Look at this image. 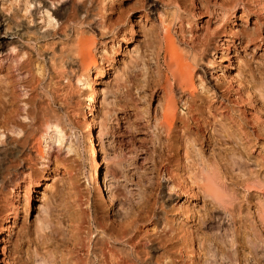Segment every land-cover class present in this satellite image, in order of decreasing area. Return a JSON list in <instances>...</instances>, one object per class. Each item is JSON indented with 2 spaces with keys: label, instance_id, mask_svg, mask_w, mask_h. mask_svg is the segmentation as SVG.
I'll return each mask as SVG.
<instances>
[{
  "label": "rangeland",
  "instance_id": "rangeland-1",
  "mask_svg": "<svg viewBox=\"0 0 264 264\" xmlns=\"http://www.w3.org/2000/svg\"><path fill=\"white\" fill-rule=\"evenodd\" d=\"M10 1L5 2L4 13L13 4L18 7L16 14L19 17L16 18L13 11L8 14L15 23L24 22V11L19 9V2ZM102 1L93 0L92 10L105 15L104 26L107 28L104 32L99 26L95 28L99 19L91 22V25L95 23L93 26L97 30L93 33L96 35L93 52L97 64L104 70L103 75L94 67L91 70L96 80L94 86L99 90L97 100L91 101L90 88L74 77L75 72H70L74 67L70 70V60L64 50H69L68 40L75 32L49 43V47L43 44L45 40L31 43L35 57L39 51L41 56H45L46 51L58 55L55 61L46 57V74L38 72V77L34 76L36 82L30 70L19 69L16 63L9 69H0V120L16 117L24 126L29 123L25 128L34 136L38 132L33 129V121L24 118V108L27 106L33 111L34 106L38 108L46 98V102L51 101L52 106L63 110L66 120L62 118V125L67 128L66 134H72H65L67 137L62 146L58 142L52 144L54 153L57 152L60 158L58 163L52 160L42 168L40 160L31 157L33 160L29 161L27 158L22 163L28 167L24 168L20 188L3 193L0 234L13 211L12 202L17 206L18 216L9 223L5 233L8 239L0 237V246L7 243L5 261L0 247V264H37V260H46L48 256L55 259L53 264H69L68 252L74 243L75 224L84 216L82 207L75 206L74 202L84 203L89 197L95 201V180L99 181L104 195L107 193L106 197L109 189L110 193L113 192V201L108 206L100 203L99 211L106 212L117 223L128 214L131 219L138 220L140 240H148L150 247H156L151 255L158 256L157 264H162L163 259L166 264H231L227 260L229 257L233 264H264V256L255 258L250 243L252 240L264 241V1L178 0L179 9L171 0H105L101 6ZM103 7L106 11H102ZM146 12L148 17H144ZM241 13L243 20L238 19ZM129 19L135 23L133 32L129 28ZM182 19L185 22L182 35L188 38H184L182 47L189 48L187 42L191 37L199 36L197 40L205 42L203 39L210 36L206 53L198 56L201 60L196 63L193 95L190 93L192 87L177 84L167 67L163 48L164 34L169 28L177 37L178 32L181 33ZM82 26L89 30V25ZM231 26H236L233 30L236 33L224 31ZM36 43L46 48L40 49ZM62 45L66 47L62 50L64 54ZM39 55L36 60L39 58L38 61L42 62L43 57ZM202 70L207 75L204 83H200L197 77ZM62 71L71 73L69 81L66 75L61 76L62 79L56 77V73ZM58 80L62 83L54 88L60 90L53 102L50 90ZM48 88L52 89L48 91ZM170 89L173 90L169 95L177 119L173 128L168 130L161 125L164 122V119L161 121L164 112L161 104L167 103L166 94ZM89 104L94 105L92 109ZM91 113L95 115L91 129L93 140L87 135L85 121L91 118ZM91 141L96 146L95 156ZM12 142L16 145V141ZM45 144L43 140L46 154L48 147ZM70 145L72 150L68 149ZM32 146L26 147V152ZM64 152L70 154L66 156ZM94 158L100 160L97 172L92 164ZM205 166L218 171L220 197L224 200L204 191L200 176ZM41 169L45 177L38 186L34 171ZM112 176L115 177L112 178L114 185L106 189L105 185ZM29 187L33 191L25 206ZM42 204L44 208H41ZM188 204L191 212L186 209ZM46 214H50L49 218L53 220L50 229H46V223L42 224L44 220L46 222ZM218 221L232 228L234 248H228L211 236L213 224L214 227L216 224L220 226ZM209 223L212 227L208 226ZM90 227L96 230L94 225ZM210 242L217 246L213 256H209L207 248ZM188 243L197 250L185 256V244ZM78 255L83 257L84 253Z\"/></svg>",
  "mask_w": 264,
  "mask_h": 264
},
{
  "label": "bare ground",
  "instance_id": "bare-ground-1",
  "mask_svg": "<svg viewBox=\"0 0 264 264\" xmlns=\"http://www.w3.org/2000/svg\"><path fill=\"white\" fill-rule=\"evenodd\" d=\"M6 1L7 0H0V69H2V68L9 69L11 67V64L16 63L17 66H19V69H23V68L26 69L27 68L28 71L30 70V72L32 73L31 76H33V77L37 76L38 72H43L42 75L44 73L46 74V70H47V68H46V57L49 56V60L52 61L55 59L56 56H58V55H55V54H57V52L52 51V53H48L46 51V55L41 56L42 53L39 55L38 54L40 52L39 51L38 53H36L37 56L39 55L40 57H43L42 62H40V61H38L39 58H38V60H36L37 56L35 57L33 54V49H31V46H32L31 43L32 42L35 43V42L40 41V40H43V41L45 40V43H43L42 41H41V43H43L45 46H47L49 43H53L57 39L59 41L63 37L71 35L72 32H75V34H73L74 35L73 37H72V35L70 36L71 40H68V41H70V42H68L70 45L69 50L68 49H67L68 51L64 50V48H66V47H65V45L63 47V45H62L63 49H61V51L64 50V52H66V56L68 55V58L70 60V63L68 64L70 67V70L74 67L73 71H70V72H73V73L75 72L74 77H78V79L76 78L78 81H81V82L84 81L83 82L84 85H86L88 88H90L89 92L92 95H89V94L88 95H89V97L91 96V98H90L91 101L97 100L95 98H96V95L98 96L97 91H99V90H97L96 86H94V83L96 80H95V78L92 77L91 70L94 67L96 72L101 73L102 75L104 74V70H102V68H100V66L97 64L98 60H97V58L93 52V48H94V45L96 43V35L93 33L94 32L96 33V31H97L94 29V26H95V28H97L99 26L101 29H103L102 30L103 32H104V28L106 26H104L105 25L104 24L105 15H103V14L100 15V13H95L92 10L93 0H16L17 2H19V9L24 11L23 16L25 19L24 22H20V21L17 22L16 21V23L14 20H12V15L10 14L11 15V17H10L8 12L11 13V11H13V13H15V16L17 18V17H19L16 14V12L18 11V7H16V6L13 7V4H12V6L9 8V11L7 13H4L5 12L4 11V5H5ZM171 1L179 9L178 0H171ZM20 4H21V6H20ZM104 4H105V0H103L102 5L101 4L100 5L103 6ZM262 7H263V5H262ZM105 9L106 8L103 7L102 11H104ZM91 10L94 13L91 12ZM223 14L225 15L224 12H223ZM139 16H140V18L143 17L142 14ZM144 17H148L147 12H146ZM13 18H14V16H13ZM232 18H233V16H232ZM20 19H22V17ZM94 19H97V20L99 19V20H98V23H96V25H94L95 23H93V25H94L93 26V25H91V22ZM134 19H136V18H134ZM238 19L243 20V13L239 14ZM37 20H41V22H38ZM94 22H96V21H94ZM105 22H106V20H105ZM31 23H34V26H31ZM86 23H88V24H86ZM107 23H106V25H107ZM133 23H134V21L130 20L129 28H130L131 32H133V30H134ZM187 23H189V22H187ZM217 23L220 24L221 21L217 22ZM83 24L89 25V30L86 29L87 30L86 31L85 29H83V26H82ZM108 24L110 25V23H108ZM114 24H115V22H114ZM183 24H185V22L182 19V21L180 20V25H179L181 33L178 32L177 37L168 28L167 32L163 36V42H164L163 48L166 52L165 57L167 59L166 60L167 67H168L169 71H171L173 73V75L175 76L177 84L181 85V87H183V86L189 87V88L192 87V89H190V93L192 94L193 91H195V89H196L195 88L196 82L194 81V77L196 75V71H195L196 66H197L196 63L198 64V61L201 60L198 58V56L199 55L201 56L202 54L206 53L205 51L207 50V47H209V43H210L209 42L210 36L207 37V39H203V40H206L205 42H202V41L199 42L198 41L199 36L198 37L196 36L197 38L193 37L196 39H193L190 36L191 37L189 40L190 42L189 41H188L189 43L187 42L189 48L187 49L186 47H182L181 45L185 41L184 38H187V37H185V35H182V34H184L183 32H184V28H185V26H183ZM235 28H236V26L235 27L231 26L230 29L225 28L224 31L231 33V31H233ZM107 30H109V29H107ZM110 31H112V27H111ZM88 32L91 35H86ZM107 32H109V31H107ZM210 32H209V34H210ZM233 32L236 33L235 31H233ZM213 34L215 35V33H213ZM211 36H212V34H211ZM242 36H243V34H242ZM68 39H69V37H68ZM37 43L35 44L36 46H38ZM64 43L65 42H63V44ZM68 43L67 44L65 43L66 46L68 45ZM41 46H43V45H41ZM45 46L40 47V45H39L38 48L45 49L46 48ZM47 47H49V46H47ZM227 51H228V49H227ZM64 52H63V54H64ZM61 57H63V56H61ZM55 60H57V59H55ZM209 62H211L210 59H209ZM51 65H53V64L51 63ZM108 67H110V66H108ZM107 69H109V68H107ZM56 74H57L56 77H59V78H61V76L65 77V75H66V78L68 81L72 76L71 73H68V72L66 73L65 71L57 72ZM197 75H198L197 77L199 78L200 83L206 82L207 75H206L205 70H202V72H198ZM232 75H234V73L231 74L230 76H232ZM33 77H32V80H33ZM234 77L235 76H233V78ZM235 79H236V77H235ZM33 81H35V77H34ZM55 83L56 82H54V85H55ZM60 83H62V82H59V80H58L56 85L53 86V89L56 86H57L56 88H58V85ZM51 86H52V84L48 87H51ZM62 88L63 87H61V89ZM49 89H52V88H48L47 90L49 91ZM53 89L50 90L51 91L50 98H52V100L56 96V92L60 90V89L59 90L58 89L53 90ZM86 90H89V89H86ZM166 90H167V87H166ZM171 92H173L172 89H170L169 92H167V94L164 92V94L168 95V99H167L166 104H164V105L161 104V109L164 111L162 119L160 118L161 121H163V119H164V122H161V125H163V127L167 128L168 130H171L173 128L175 121L177 119V112H176V109L174 107L172 98H170V95H169V93H171ZM46 94H45V96H48V93H46ZM33 97H35V95H33ZM58 98H59V96H58ZM60 99H61V96H60ZM55 100H56V98L53 100V102ZM57 101H61V100H57ZM50 102H46V98H45L40 103V106L38 108H35V106H37V105L34 106L33 111H31L30 108H27V106L24 108L26 110L25 114H24L25 115L24 118L25 119L30 118V121H33V123H34L33 129H35V131L38 132V134H35L34 136H31L30 133L28 132V130L25 128V127H27V125L29 123H27V125L24 126L25 124L23 125V121L17 119L16 117L0 120V207H1V201H2L1 199H2L3 195L6 193L5 191L10 190L12 192L14 190V188H20V180H21L22 176H24V174H25L24 168L28 167V166L27 167L23 166L22 163L27 158L29 159V161L33 160L31 157L37 158V160L41 161L42 168L45 167L47 163H50L52 160H55L58 163V161L60 159L57 152H56V154L54 153L53 150L55 149V147H53L54 145H52V144L54 142H58V145L62 146V144L64 143L63 141L65 140V136L67 134L69 135L71 133L70 132L67 134L65 133L67 128L65 129L63 126L64 124L62 123V118H64L63 117L64 116L63 110L61 108H55L54 106H52V104ZM25 105H27V103ZM89 105H90L91 109L94 106L93 104H89ZM91 112H92V110H91ZM90 115H91V118L89 117L85 121H86V125H87V129H86L88 132L87 135L89 136V139L91 140L92 139V132H93V131L91 132V129L94 125L93 122H94L95 115L92 113ZM64 120H66V119L64 118ZM157 120H156V122H158ZM162 123H165V125ZM65 124H66V122H65ZM106 124H105V126H108ZM69 129H68V131H70ZM15 135H19V136L22 135V137L18 138ZM71 138H74V137L72 136ZM75 139H77V138H75ZM43 140L46 141L45 145L48 147V151L46 154L44 153V149L42 147ZM12 141H16V145L15 144L13 145ZM72 142H74V141H72ZM91 142H92L91 145L90 144L89 145L91 146V151H92L93 155L95 156L96 151H97V150L95 151L96 146L94 147L93 141H91ZM60 143H61V145H60ZM86 143H88V142H86ZM30 144H33L34 146H32L33 148L32 149L30 148L29 151L26 152V149H27L26 147H28ZM67 144L68 143H66V147H67ZM69 144H71V143H69ZM75 144H77V143H75ZM47 147H46V149H47ZM60 148L61 147H59V149ZM56 149H57V147H56ZM68 149L72 150L71 145H70V147L68 146ZM60 151L61 150H58V152H60ZM65 151L67 152L68 150H65ZM66 152H64L65 153L64 155L68 156L67 154H70L71 151L67 154H66ZM24 154H25V156H23ZM93 155H91V156H93ZM66 156H64V157H66ZM62 157H63V155H62ZM89 159H92V158H89ZM17 160L19 161V163ZM66 160H69V158L68 159L66 158ZM64 161H65V159H64ZM99 161L96 158H94V161L92 162L93 167L95 169V172H97V169L99 166ZM17 165H21L20 168L17 170H13L14 167H16ZM56 165H58V164H56ZM202 170H203L202 174L200 172V174L202 175V176H200V179L204 181L203 182L204 184L202 183L203 184L202 187L204 188V191L210 193V195L214 198H217V199L219 198L220 200H224V199H222V197H220L221 196L220 193L222 194V190H221V183H220L218 171L213 170L211 168H208L206 166L204 168H202ZM45 171H46V169H45ZM34 172L36 173L35 183L39 186V184L42 183L41 180H43L41 178L45 177L44 173H43V169L37 170ZM89 173L91 174V172H89ZM89 177L91 178V175ZM112 178L115 179L114 176L111 177V181L109 180V182L105 185V186H107L106 189H109V188H111L112 185H114V183H112ZM72 179H74V177ZM91 179H94L93 176ZM73 181H75V180H73ZM95 181H96V192H97V194H96L97 197H96L95 201L92 202L91 198L89 197L88 200L84 203H81V202L78 203L79 201L76 203L74 202L75 206L79 205L78 207H82L83 212H82V210H81V212L83 213L84 216H81L76 221L77 222L75 224V231L76 232H75V235H73L74 243H73L72 247H70V248H69V246L67 247V248H69L68 255L70 254V257L68 260L69 264L70 263L71 264H157L159 262V260L157 258L158 256H154V254L151 255V252L155 251L156 247L155 248L150 247L148 244L150 241H148V240L147 241L142 240L143 242L140 240L142 235H141V233H137L140 230V227L138 226V220L131 219L132 216H130L128 214L120 220V223H117L108 214H106V212L102 213L99 211L100 203L101 204L103 203V204H105V206H108L113 201V194H112L113 192L110 193L109 191H111V189H109L108 195L106 197L107 193L104 195V190H102V186L100 185L99 181L98 180H95ZM92 184H94V183H92ZM104 184H105V181H104ZM73 185H74V183H73ZM31 190H32V187H29V190H28L27 195H26L25 206L30 201V196L32 194ZM43 206H44V204L41 205V208H44ZM11 207H12L13 211H12L11 215L8 216L7 225L5 227V230L0 234V237L2 236L3 239L6 238L5 233L7 232L6 230L9 229V225H10L9 223L13 219L15 220V218H17L16 216H18L17 215L18 211L16 210L17 206L14 204V202L11 203ZM186 209H188V211H190V212L192 210L191 207L189 206V204L186 206ZM263 209H264V205H263ZM228 210H229V208H228ZM55 212H56V210H55ZM229 212H230V210H229ZM186 213H188V212H186ZM230 213H232V212H230ZM49 215L46 216V222H45V220L44 221L41 220V221H43L42 222L43 225L46 223V229H50L51 226L53 225L52 224L53 220L49 218L51 216V215L50 216ZM136 218H140V217H136ZM222 221H223V219H222ZM263 221H264V217H263ZM218 222H221V221H218ZM211 223H214V222H211ZM90 225L91 226L94 225L96 230L91 228ZM211 225L212 224H210L208 226H211ZM217 225L218 224H216V227H214V224H213V227L211 226L213 229L211 236L213 235L214 238L215 237L218 238L221 241V243L226 244V246L228 248L233 247L234 243H235V240H234L235 235L233 234L232 230H230L232 228L227 227L228 225H226V224H224V225H226V226H224L222 224V222L220 223V226H217ZM52 229H53V227H52ZM186 236H187V234H186ZM82 237L84 239H82ZM7 239L8 238H6V240ZM83 240H85V241H83ZM250 243H251L252 248L254 250L255 258L257 256V258L260 257L262 259L263 258L262 256H264V241L258 240V242H256V241L252 240V241H250ZM5 244L6 245L3 247L0 246V247H2L1 250L3 251V255H4L3 261L6 260L5 255H6V251H7V243H5ZM188 244L189 245L185 244V248L187 249V250L185 249V253H184L185 256H187L189 253H194L197 250L193 245H191L190 243H188ZM207 248L209 249V256H213L215 254V249L217 248V246L215 243L210 242ZM260 249H261V251H260ZM79 252L80 253L83 252L84 256L83 257L79 256L78 255ZM48 254H50V253H48ZM48 254H46V255H48ZM164 260L165 259H163V261L161 260L162 264H166V263H164ZM227 260L229 262H231V264H233L232 259H230V257ZM54 261H55V259H52V257H51V259H49V256H48V258L46 257V260L45 259L37 260V264H53Z\"/></svg>",
  "mask_w": 264,
  "mask_h": 264
}]
</instances>
